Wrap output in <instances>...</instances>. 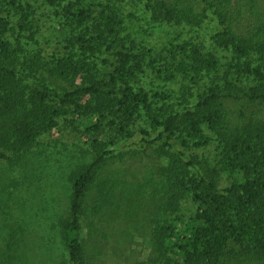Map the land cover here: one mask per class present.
I'll return each mask as SVG.
<instances>
[{"label": "trees", "instance_id": "1", "mask_svg": "<svg viewBox=\"0 0 264 264\" xmlns=\"http://www.w3.org/2000/svg\"><path fill=\"white\" fill-rule=\"evenodd\" d=\"M71 128L90 150L67 159L86 162L67 171L64 264L106 259L88 241L109 207L128 226L142 214L134 264H264V0H0V185L32 218L46 145ZM22 163L31 175L6 184ZM14 228L0 264H32Z\"/></svg>", "mask_w": 264, "mask_h": 264}, {"label": "rangeland", "instance_id": "2", "mask_svg": "<svg viewBox=\"0 0 264 264\" xmlns=\"http://www.w3.org/2000/svg\"><path fill=\"white\" fill-rule=\"evenodd\" d=\"M135 23V29L140 35L148 31L146 28L147 26L143 25L138 18ZM44 24L45 25L42 27V33L46 37L45 44L47 45V40L51 39L48 46H45L46 49L50 50L53 47H59V38L57 36H52L53 30L50 22L44 18ZM157 37L158 35L153 41H159ZM207 39H209V36ZM84 141V138L80 137L79 132H75L74 129L71 128L69 131L65 130L63 135L62 133H55L53 138L50 139V144L46 145L49 146L47 150L49 151L50 158L48 159V163L46 162L44 164L45 161H41V165H43V167L53 165L54 170H51V173L53 172L54 174L53 178H48L45 175L46 171H44L41 180H35V186L38 188L40 187L42 191L37 198L38 205L34 206L33 203L35 209L32 211V214L35 215V218L31 217L30 212L18 207L15 199L17 189L5 192V186L0 185V247L8 240L7 233L9 232V228L11 229L14 226V229L23 231L24 238L22 240L21 249L23 253L26 255L28 254L30 257L28 260L29 263L31 261L32 264H64V249L61 241L57 239L58 237L55 239V235L58 233L59 229L58 222L68 215L69 184L67 177L70 170L72 172L86 162L85 156H83L81 152L90 150L89 146ZM77 149L78 151L79 149H82L79 153L82 158L78 159L72 165V162L69 163L67 159L76 152ZM148 155L149 153L145 155L146 157L141 156L144 157L142 161L137 159L136 163L132 164L129 171H126V174H123L124 180L138 182L140 180L138 178L144 177L143 174L137 172L138 167L144 171L145 175L147 174L148 168L143 169L144 165H149V168L151 167L150 170L153 168L152 161L149 159L150 156ZM63 162L64 164L67 162L69 163H67L66 166L71 165V167L63 170L65 171L64 173L60 170L63 166ZM119 164V161H111V164H109L110 166L108 165L106 174L118 177L119 175L118 173H115L114 169H116V165ZM8 169L10 170L7 171L8 181L6 184H11L12 179L17 180L31 175V172L28 171L23 163L20 166L17 164L14 166H8ZM135 174H137L136 178L138 180L134 178L133 175ZM55 175L59 176L56 180L54 178ZM232 178V175L225 173L222 179V187H227ZM125 187L129 186L125 185ZM119 194L120 192L118 191V195ZM52 197L56 199L55 202L52 201ZM110 209L112 208L109 207V209H105L104 217L101 219L102 224H100L98 218L96 220V229L103 230L102 234L95 231V240L97 243L94 242L91 237L88 241V245L90 248H93L99 244L100 251H104L100 256V260L101 257L108 252L106 254V259L101 262L102 264H134L141 258H144L145 250H147V247L149 246V243L145 238L147 232L144 230V227H142V214L137 222H135V218H131V222L128 223L129 227L128 225L123 224L124 220L120 218L121 213L116 217L117 220L112 219V210ZM138 210L139 208L134 209V212H138ZM36 212L39 213V216H36ZM15 219H19V221H16ZM109 252L111 254H109Z\"/></svg>", "mask_w": 264, "mask_h": 264}]
</instances>
